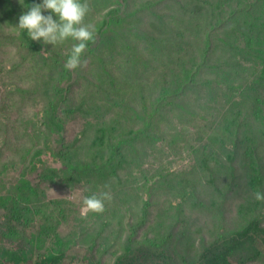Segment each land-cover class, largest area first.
Segmentation results:
<instances>
[{
	"label": "trees",
	"instance_id": "obj_1",
	"mask_svg": "<svg viewBox=\"0 0 264 264\" xmlns=\"http://www.w3.org/2000/svg\"><path fill=\"white\" fill-rule=\"evenodd\" d=\"M38 3L0 0V264H63L74 247L100 264L107 252L95 250L107 219L90 243L79 239L91 224L59 238L69 207L40 199L44 182L109 191L134 229L159 190L174 197L168 222L139 238L130 230L114 264L262 259L264 201L254 193L264 192V0H92L90 8L104 7L84 20L95 28L81 57L89 67L71 71L64 65L75 41L45 44L18 28ZM7 44L19 57L3 52ZM74 113L84 123L71 142L66 115ZM139 204L145 212L135 218ZM198 209L210 219L180 243L188 230L178 216ZM163 235L172 247L158 243ZM41 236L56 241L39 248Z\"/></svg>",
	"mask_w": 264,
	"mask_h": 264
},
{
	"label": "rangeland",
	"instance_id": "obj_2",
	"mask_svg": "<svg viewBox=\"0 0 264 264\" xmlns=\"http://www.w3.org/2000/svg\"><path fill=\"white\" fill-rule=\"evenodd\" d=\"M83 1V0H82ZM84 2V1H83ZM88 4L92 3V0H87ZM42 3V0H41ZM102 5V2H99V6ZM102 7H96L95 4L91 5L90 11H89V18L96 20L98 18V11L102 9ZM1 8V6H0ZM24 11V10H23ZM22 11V12H23ZM43 15H53V19H57L55 14L50 13L48 11L42 12ZM4 46L3 52H10L11 54H15V57H19V51L17 52V49L12 46ZM2 52V53H3ZM88 63H87V69H88ZM20 73H23V70L20 71ZM34 79H29V82H34ZM28 111L30 110V107L26 108ZM17 116H14L16 118ZM67 117V139L68 141L73 142L74 138L79 134L80 130L82 129L84 120L82 118V115L80 113H74V114H68ZM13 118V119H14ZM20 124L25 123L24 117L20 118ZM84 146H89L88 142H81ZM74 147V146H73ZM91 157V154L90 156ZM60 166V165H58ZM41 189L44 191L39 192V198H44L46 195V200H60L63 205L66 207H69V222H63L58 228V236H73L72 232L75 231V234L80 232L85 228L87 224H91L92 228L94 229L96 226H98V223L103 224L105 219L109 221L108 225H104V232L99 236L98 238V244L95 247V250L103 249L104 247H108L106 249V253L101 254L103 256V259L100 264H114V250L118 248V244L121 241H124V239L128 236V233L130 230H133L134 233H137V238L144 236L147 233H154L159 231V229L154 228L153 223H159L163 222L165 220L168 222V215L164 212L168 211L169 209V201L172 200L174 197L169 196L167 191L159 190L158 194L150 198L151 200V207H153L146 215L147 221L143 220L139 224V229H134L131 227L126 221L121 222L122 215L125 213V205L118 206V204H113L115 197H112L111 201H105V210L104 214L101 213H92V215L88 216L87 220L85 221V215H82L81 209L83 207L82 200L84 197H90L93 194L85 193L84 191H81L82 189H75L71 188L65 184H50L49 182H44L41 185ZM243 187H239L234 194H231L230 197V203L229 208H231L229 219L231 220L230 216L233 217L236 215L235 211V204H237L242 197L243 193ZM98 193V192H97ZM72 194V195H71ZM71 195V196H70ZM147 198V197H146ZM154 199L155 202H154ZM136 201H139L138 199ZM141 201V200H140ZM155 209V210H154ZM145 212V211H144ZM143 209L141 207V204L136 207V213L135 218L142 215ZM89 213V212H88ZM87 213V214H88ZM191 215L184 214L183 220L181 219V215L178 216V219L182 221L184 225H187L185 228H187L188 231L184 234L185 236L180 239V243L183 241V244L187 241H191L193 239V235H195V232L198 231L199 227L202 225L203 221H208L210 219V214L203 210H192ZM84 219V220H83ZM229 220V221H230ZM233 226L236 222L235 217H233L232 220ZM205 222V223H206ZM231 222V221H230ZM203 223V224H205ZM56 225V222L54 223ZM163 226V225H162ZM162 226H160V229H162ZM99 228V227H98ZM98 228L94 229L93 231L88 232V236L85 235V239H79V243H90V238L93 234L96 235L98 233ZM39 225L33 228V231L38 233ZM91 234V235H90ZM79 238V237H78ZM37 247H43L45 249V245H50L53 242L56 241L54 236H51L49 238L47 237H37ZM160 245L166 246L168 248L173 246V239H170L169 237L161 236V239L158 241ZM182 250V249H181ZM180 250V251H181ZM182 252V251H181ZM179 254V255H178ZM178 254H173L174 257H178V259L181 261L182 256L180 255V252ZM89 249L83 248V247H74L73 249H70V256H68L67 260L63 264H88L86 261L89 257ZM253 264H264V251H263V258L259 259L257 261H254Z\"/></svg>",
	"mask_w": 264,
	"mask_h": 264
},
{
	"label": "clouds",
	"instance_id": "obj_3",
	"mask_svg": "<svg viewBox=\"0 0 264 264\" xmlns=\"http://www.w3.org/2000/svg\"><path fill=\"white\" fill-rule=\"evenodd\" d=\"M44 11L55 14L57 19H53L51 14L43 15ZM89 11L90 6L87 0L83 3L81 0H42V3L30 5L28 10L20 15L18 28L26 30L31 40L40 41L42 39L45 44L56 45L68 39L75 41L64 65L65 69L71 71L87 66V61H82L81 57L88 42H94L95 33L93 25L84 23ZM254 198L264 201V192H255ZM111 199L109 191L84 197L82 215L88 212L103 213L105 201H111Z\"/></svg>",
	"mask_w": 264,
	"mask_h": 264
},
{
	"label": "bare ground",
	"instance_id": "obj_4",
	"mask_svg": "<svg viewBox=\"0 0 264 264\" xmlns=\"http://www.w3.org/2000/svg\"><path fill=\"white\" fill-rule=\"evenodd\" d=\"M169 124H170V123H169ZM169 127H170V125H169ZM171 128H172V127H171ZM171 128H170V129H171ZM172 130H173V129H172ZM170 132H171V130H170ZM168 133H169V132H168Z\"/></svg>",
	"mask_w": 264,
	"mask_h": 264
}]
</instances>
